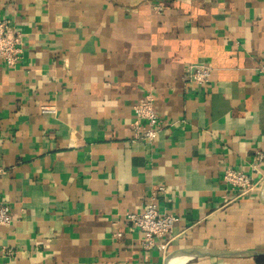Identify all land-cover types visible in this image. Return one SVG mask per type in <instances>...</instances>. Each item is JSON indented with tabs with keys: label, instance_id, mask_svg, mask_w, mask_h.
I'll list each match as a JSON object with an SVG mask.
<instances>
[{
	"label": "crops",
	"instance_id": "crops-1",
	"mask_svg": "<svg viewBox=\"0 0 264 264\" xmlns=\"http://www.w3.org/2000/svg\"><path fill=\"white\" fill-rule=\"evenodd\" d=\"M2 18L22 52L0 59V264H257L194 252L264 249V177L222 179L264 151V0H0ZM147 92L161 128L133 140ZM149 199L177 221L147 248L126 215Z\"/></svg>",
	"mask_w": 264,
	"mask_h": 264
},
{
	"label": "built area",
	"instance_id": "built-area-1",
	"mask_svg": "<svg viewBox=\"0 0 264 264\" xmlns=\"http://www.w3.org/2000/svg\"><path fill=\"white\" fill-rule=\"evenodd\" d=\"M21 52V31L12 25L10 19H0V59L7 66H15L19 61ZM211 70L210 65L196 64L188 69V76L191 81L203 84L208 81ZM258 70L264 73V64ZM132 110L134 113V119L131 123L133 140L154 139L160 131L161 122L150 92H147L142 99L134 103ZM263 160L264 151L255 150L248 164V172L229 166L225 167L222 179L229 186V190L235 195L254 192L264 175L261 174L256 180L252 173H261L260 166ZM160 189L163 190V188ZM126 218L129 224L137 227L144 234V246L147 248L154 245L156 238L170 234L174 223L177 221L174 214L161 212L152 199L148 200L141 212H130ZM10 222L9 205L0 203V225L7 226Z\"/></svg>",
	"mask_w": 264,
	"mask_h": 264
},
{
	"label": "water",
	"instance_id": "water-1",
	"mask_svg": "<svg viewBox=\"0 0 264 264\" xmlns=\"http://www.w3.org/2000/svg\"><path fill=\"white\" fill-rule=\"evenodd\" d=\"M194 254L197 255H215L218 257H243V256H248V257H254L258 255H264V249L263 250H256V251H235V250H227V251H221V252H216V253H200V252H194Z\"/></svg>",
	"mask_w": 264,
	"mask_h": 264
},
{
	"label": "trees",
	"instance_id": "trees-1",
	"mask_svg": "<svg viewBox=\"0 0 264 264\" xmlns=\"http://www.w3.org/2000/svg\"><path fill=\"white\" fill-rule=\"evenodd\" d=\"M257 264H264V255H258L254 257Z\"/></svg>",
	"mask_w": 264,
	"mask_h": 264
}]
</instances>
